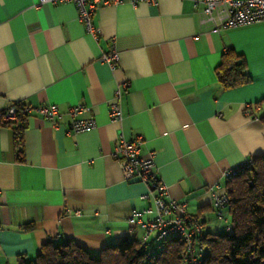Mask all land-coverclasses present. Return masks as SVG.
Listing matches in <instances>:
<instances>
[{"label":"crops","instance_id":"obj_1","mask_svg":"<svg viewBox=\"0 0 264 264\" xmlns=\"http://www.w3.org/2000/svg\"><path fill=\"white\" fill-rule=\"evenodd\" d=\"M36 2L0 0V114L17 103L56 105L60 118L54 127L35 112L26 117L21 162L16 125L0 126V264L32 261L46 242L72 240L92 256L122 238L142 242L143 229L127 219L150 202L112 157L122 139H142L140 157L153 155L169 197L186 204L204 235L224 234L228 214L219 220L212 210L225 192L221 173L264 159V23L211 34L192 0L125 2L92 15L94 37L73 4ZM113 51L111 69L100 58ZM223 57L241 58L250 81L224 89ZM119 86L122 120L113 122ZM76 105L95 127L72 135L67 110Z\"/></svg>","mask_w":264,"mask_h":264},{"label":"built area","instance_id":"obj_2","mask_svg":"<svg viewBox=\"0 0 264 264\" xmlns=\"http://www.w3.org/2000/svg\"><path fill=\"white\" fill-rule=\"evenodd\" d=\"M157 0H37L36 6L49 4H73L78 13V19L83 24L87 34L97 37L98 29L92 24V15L103 7L116 6L122 3H129L133 7L138 3L153 5ZM195 7H200V25L211 34H218L221 31L241 28L254 24L264 23V0H192ZM101 61L108 64L111 69L115 67L117 54L113 51L104 54ZM121 86L117 87L109 103V117L113 122L122 120L121 112ZM31 112L40 115L52 126H58L60 113L56 105L32 109L25 107L24 113L28 116ZM86 107L76 105L67 110L69 122L66 125L67 132L72 135L85 133L95 127V121L88 116ZM85 116V117H83ZM17 123L15 105H11L5 112L0 114V124ZM142 139L120 140L115 146L113 159L121 168L122 178L127 183H141L147 188L145 195L141 197L144 201L150 202L148 208L132 212L127 221L131 225H139L143 229L141 244L147 242L151 234L155 235L157 248L165 244V240L177 237L183 243L180 252L181 264H202L204 259V247L201 240L204 234L197 219L190 216L186 211V204L172 200L169 197L167 187L160 180L154 171L153 155L140 157L139 151ZM252 160H246L241 164L225 169L221 173V179L226 183L249 170L252 167ZM229 200L226 193L214 195L212 199V210L219 220H224L228 211ZM145 217V219H143ZM229 231V227L227 228ZM155 251H147L148 256Z\"/></svg>","mask_w":264,"mask_h":264},{"label":"trees","instance_id":"obj_3","mask_svg":"<svg viewBox=\"0 0 264 264\" xmlns=\"http://www.w3.org/2000/svg\"><path fill=\"white\" fill-rule=\"evenodd\" d=\"M225 56H228V52ZM222 58L216 76L224 89L244 85L250 81L245 72V64L239 57ZM16 108L17 123H3L0 126L16 125L14 145L17 160L22 158V131L27 115L26 105L13 104ZM264 122V118H261ZM252 167L226 182L225 193L229 200V231L221 235H204L202 264H264V159L252 160ZM155 240V239H154ZM146 245V244H145ZM150 248L155 252L148 256L141 242L122 238L115 245L90 255L74 244L72 240L59 243L46 242L32 261L21 257L18 264H181L180 252L183 243L177 237L165 240L164 246Z\"/></svg>","mask_w":264,"mask_h":264},{"label":"rangeland","instance_id":"obj_4","mask_svg":"<svg viewBox=\"0 0 264 264\" xmlns=\"http://www.w3.org/2000/svg\"><path fill=\"white\" fill-rule=\"evenodd\" d=\"M155 236V235H154Z\"/></svg>","mask_w":264,"mask_h":264}]
</instances>
